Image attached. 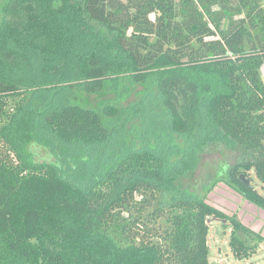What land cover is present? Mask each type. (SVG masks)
<instances>
[{"label":"trees","instance_id":"16d2710c","mask_svg":"<svg viewBox=\"0 0 264 264\" xmlns=\"http://www.w3.org/2000/svg\"><path fill=\"white\" fill-rule=\"evenodd\" d=\"M263 63L264 0H7L0 264H210L213 220L233 227L237 260L256 254L264 237L210 194L264 210ZM114 138L119 160L83 173ZM42 147L58 161L37 160ZM212 151L236 162L201 195L185 181Z\"/></svg>","mask_w":264,"mask_h":264},{"label":"rangeland","instance_id":"374dc122","mask_svg":"<svg viewBox=\"0 0 264 264\" xmlns=\"http://www.w3.org/2000/svg\"><path fill=\"white\" fill-rule=\"evenodd\" d=\"M7 0H0V18L1 10L3 5ZM260 73L264 81V63L261 66ZM80 102L84 105L97 106L102 100H105L104 95H79ZM134 100V98H133ZM150 110V108H148ZM149 116L146 125L140 131L141 134L146 136H151L155 133L156 127ZM135 123H139L135 121ZM128 130H130V124L128 125ZM130 137V136H129ZM122 138H114L107 145L97 147V149H87L86 153L90 163L83 166L81 171L85 174H90L93 171L103 169L106 167L113 166L117 160H119L121 154H123L127 149L122 146ZM124 143V142H123ZM70 150V149H68ZM70 152L72 157L80 155L75 152ZM36 159L39 161H53L57 162L58 158L53 155L49 150L38 148L35 151ZM236 162L235 154L230 151H215L207 152L201 156V161L195 174L190 179L186 180V185L191 191L203 195L205 190H203V185L209 186L216 179L225 175V169L227 167L233 166ZM253 186L256 190L264 195V187L262 183L258 180L255 173L252 172ZM210 200L217 207L227 211L230 214H236L238 219L245 223L247 227L260 233L264 237V210L258 207L243 202L239 204V199L233 194L227 192L221 187L217 186L216 189L210 194ZM151 232L148 233L150 237L154 236L155 229L150 228ZM233 227L226 225L224 222L213 220L210 223V234H209V245L210 251V264H264V243L260 244V247L256 254L251 256L249 259L239 261L237 260L230 249V239L232 236ZM161 237L164 235V231L160 230L158 233ZM239 236L243 239H247L251 244L256 242V239L251 235H246L243 232L239 233Z\"/></svg>","mask_w":264,"mask_h":264},{"label":"water","instance_id":"95a60500","mask_svg":"<svg viewBox=\"0 0 264 264\" xmlns=\"http://www.w3.org/2000/svg\"><path fill=\"white\" fill-rule=\"evenodd\" d=\"M241 179L247 186H251V180L244 178V176H241ZM211 223V221H209Z\"/></svg>","mask_w":264,"mask_h":264},{"label":"crops","instance_id":"0c3cea01","mask_svg":"<svg viewBox=\"0 0 264 264\" xmlns=\"http://www.w3.org/2000/svg\"><path fill=\"white\" fill-rule=\"evenodd\" d=\"M243 202H245V201H243V200H241V199L239 200V204H241V203H243ZM244 224H245V223H244Z\"/></svg>","mask_w":264,"mask_h":264}]
</instances>
